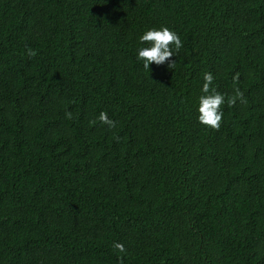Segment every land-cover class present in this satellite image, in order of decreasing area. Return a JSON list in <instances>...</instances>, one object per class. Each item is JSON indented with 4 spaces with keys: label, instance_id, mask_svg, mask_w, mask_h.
<instances>
[{
    "label": "trees",
    "instance_id": "trees-1",
    "mask_svg": "<svg viewBox=\"0 0 264 264\" xmlns=\"http://www.w3.org/2000/svg\"><path fill=\"white\" fill-rule=\"evenodd\" d=\"M0 264H264V0H0Z\"/></svg>",
    "mask_w": 264,
    "mask_h": 264
},
{
    "label": "clouds",
    "instance_id": "clouds-1",
    "mask_svg": "<svg viewBox=\"0 0 264 264\" xmlns=\"http://www.w3.org/2000/svg\"><path fill=\"white\" fill-rule=\"evenodd\" d=\"M138 40L141 45L146 42L148 43L147 47H138L136 50V59L142 62L144 68L149 69L150 64L156 66L166 64L168 69L174 68L175 61L172 57L183 46L182 40L175 31L165 26L150 28L143 32ZM212 82L213 75L209 72L204 73L203 84L201 86V92L204 94L198 99L197 119L205 126L218 129L223 116L221 105L225 103V96L215 91L214 88H210ZM228 103H234V99H229ZM99 120L109 127H113L115 123L103 112L100 114ZM116 247L120 251H124L123 245L117 244Z\"/></svg>",
    "mask_w": 264,
    "mask_h": 264
},
{
    "label": "bare ground",
    "instance_id": "bare-ground-1",
    "mask_svg": "<svg viewBox=\"0 0 264 264\" xmlns=\"http://www.w3.org/2000/svg\"><path fill=\"white\" fill-rule=\"evenodd\" d=\"M261 122V121H260Z\"/></svg>",
    "mask_w": 264,
    "mask_h": 264
}]
</instances>
